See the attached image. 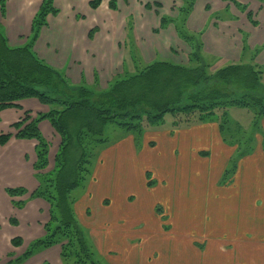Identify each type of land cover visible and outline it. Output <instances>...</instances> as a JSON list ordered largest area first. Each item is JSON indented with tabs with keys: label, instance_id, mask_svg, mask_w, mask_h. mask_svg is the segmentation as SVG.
Segmentation results:
<instances>
[{
	"label": "rangeland",
	"instance_id": "rangeland-1",
	"mask_svg": "<svg viewBox=\"0 0 264 264\" xmlns=\"http://www.w3.org/2000/svg\"><path fill=\"white\" fill-rule=\"evenodd\" d=\"M259 5L255 2V12ZM233 10L239 19L241 16L250 26L241 8L234 7ZM261 14V18H258V13H255V35L264 40L261 37L264 34V14ZM259 22L262 26H259ZM127 25L132 26L131 23ZM244 26L241 23L235 28L247 29ZM97 31L91 30L92 37ZM207 32L208 28L205 33L201 32L202 37L206 34L209 43L211 41L215 45L214 50L221 51L218 40H210ZM164 37L158 39L162 40L163 45H157L155 37H150L147 46L146 39H143L142 51L136 48L140 59L137 64L133 54L130 55L131 50L135 51L131 47L135 40L130 39L127 32L122 40L117 68L110 69L112 72L102 70L100 80L95 78L92 84H87L85 80L75 83L64 70L55 68L65 73L75 86L87 85L97 92L105 91L116 75L134 73L156 58L167 59L164 55H168L170 50L166 41L171 40ZM262 45L256 46L261 48L256 59L241 54L242 58L235 60L237 63L257 62L264 68ZM159 48L160 53H157ZM173 51V54H169L172 60H168L188 63L190 49L185 42L179 40ZM204 51L206 60L214 64L209 67L213 76L231 63L227 55L220 59L222 57H217L220 54L212 53L205 47ZM158 54L163 57H156ZM209 83L207 79L199 88H205ZM152 85L156 86L154 90L149 85L145 87L151 96L164 94L163 83L157 85L154 81ZM232 114L239 121V126H234V132L225 136L220 134L219 121L173 128L170 115L163 126H146L141 138L115 123L105 126L103 137L107 141L98 147L97 155L93 158V179L84 189L80 187L73 192L77 197L74 204L77 219L100 264H259L248 256L255 253V225L260 223L264 213V161L259 159V152L264 151L263 135L255 131L256 118L251 112L232 109ZM261 121L264 132V119ZM78 125L73 123L72 126L76 128ZM7 132L6 123L2 121L0 134ZM43 135L46 136V133ZM249 135L254 138L251 144L254 150L238 159L234 172L235 167L230 169L232 161L240 157L245 146H248L243 143L250 144ZM238 143L242 144L241 147ZM52 147L51 168L47 171L55 167L60 144L54 142ZM50 149L51 146L49 152ZM7 159V153L0 151V178L10 176L2 165L4 160L9 162ZM21 164L18 162L14 166ZM227 169L232 173L228 175L231 178L223 183ZM148 173L151 174L150 178ZM29 175L30 172L24 171L20 177L26 179ZM13 179L16 180V177ZM149 179L154 182L150 187L147 185ZM36 180L39 181L37 177ZM33 193L25 196L26 193L24 198L19 199L25 201L26 209L34 206L33 199H42L33 197ZM258 193L262 195L259 199ZM0 204L4 215H15L16 209L10 207L4 198L0 199ZM157 207L162 209L161 214H158ZM226 256V261L220 258Z\"/></svg>",
	"mask_w": 264,
	"mask_h": 264
},
{
	"label": "trees",
	"instance_id": "trees-1",
	"mask_svg": "<svg viewBox=\"0 0 264 264\" xmlns=\"http://www.w3.org/2000/svg\"><path fill=\"white\" fill-rule=\"evenodd\" d=\"M182 1V6L177 8L176 18L162 16L161 26L175 23L179 38L190 49L188 63L156 59L134 73L116 75L109 89L101 92L87 85L71 84L65 73L41 59L35 52V43L42 28L48 24V16L58 15L60 12L55 6V0H43L33 19L32 32L25 45L10 46L0 28V111L18 106V101L28 98H36L50 107L47 112L35 117L26 112L22 119L12 124L14 132L0 135V147L12 137L37 141L34 167L40 185L32 196L42 198L50 204L51 218L44 226L46 234L32 241L24 254L15 258L14 262L24 263L44 249L61 245L63 264H100L77 219L74 209L77 197L73 192L80 187L84 189L93 179V158L97 155L98 147L107 141L103 134L109 123H115L141 138L146 126H163L166 124V117L170 115L173 128L219 121L220 134L225 136L234 132V126H239L232 109H242L251 112L256 118L254 129L262 133L264 149V132L260 126L264 119L263 66L257 62L253 64L252 61L231 63L219 69L214 76L211 75L209 67L214 64L203 56L205 45L202 33L190 31L187 26L197 0ZM232 1L246 11L247 6ZM101 3L102 0H92L90 5L97 9ZM6 4L7 0H0L4 15ZM110 8L117 9V0H111ZM247 15L252 20V12L248 11ZM252 22L257 24L256 21ZM134 49L132 56L138 64V51ZM260 49H251L244 40L242 56L248 55L251 59H256ZM207 79L210 83L200 89L201 83ZM154 81L157 85L163 83L167 88L164 87L163 95L159 93L151 96L145 88L149 85L154 90ZM45 119L50 121L61 138L52 171H46L50 144L39 128V123ZM73 123L79 125L75 128ZM251 135L248 136L250 144L243 143L248 146H245L240 157L232 161L230 169L235 167L234 172L238 159L254 150L251 146L254 138ZM238 145L241 147L242 144ZM230 169H227L223 183L231 178L228 176L232 174ZM147 176L150 178L151 174L148 173ZM153 184L149 179L147 185L150 187ZM7 192L11 197H20L28 191L17 187L8 188ZM13 204L21 208L25 201L14 200ZM156 209L158 214L163 212L160 207ZM12 243L20 246L23 239L15 237ZM42 264L50 263L45 261Z\"/></svg>",
	"mask_w": 264,
	"mask_h": 264
},
{
	"label": "crops",
	"instance_id": "crops-1",
	"mask_svg": "<svg viewBox=\"0 0 264 264\" xmlns=\"http://www.w3.org/2000/svg\"><path fill=\"white\" fill-rule=\"evenodd\" d=\"M91 1L55 0V6L60 12L58 15L48 16V24L42 28L34 47L41 59L64 70L75 83L85 80L87 84L89 82L92 84L95 78L100 80L102 70L108 71L109 69L112 72L110 69H114L115 66L117 68V64L120 63L122 40L127 32L129 38L132 37L135 40V42L132 41L131 47L141 51L143 39H146L147 46L150 37H155L157 45H163L160 42L162 40L158 39L165 36L164 38L171 40V42H166L170 50L169 54H173L175 44L181 40L175 23L171 22L166 27H162L161 18L162 16L176 18L177 8L183 4L182 0H117V9L110 8L111 0H102L101 5L93 9L90 5ZM214 1L197 0L187 21L190 31L205 33L208 28L210 40H218L221 51L214 50L215 45L211 41L209 43L205 34L203 42L206 50L210 49V52L220 54L217 56L222 57L220 59H224L223 56L227 55L230 59L228 62L237 63L235 59L240 60L241 58L244 40L251 49L262 44L264 46V40L255 35V24L252 22V20L255 21V13H258V18H261L260 13L264 14V0H235L238 4L247 6L244 13H246L250 26L245 24L241 16L239 19V15L233 10L237 6L232 0ZM255 2L260 4L257 12L254 9ZM42 3L43 0H7L5 15L0 6V28L5 33L10 46L15 47L26 43L32 32L33 19ZM248 11L253 14L252 20L247 15ZM127 22L132 26L129 27ZM240 22L244 23L247 29L235 28L236 25L241 24ZM260 22L259 26H262ZM93 29H98V31L92 37L90 32ZM261 37H264V34ZM133 53L134 51L131 50L130 55ZM157 53H160V48L157 49ZM169 54L166 53L164 57L170 59ZM156 57L163 56L158 54ZM151 60L153 61L154 58ZM17 104L18 106L0 111V124L5 121L8 131H14L12 124L23 118L25 112L29 111L35 117L49 110L48 105L42 104L36 98L23 99ZM39 128L42 134L46 133V136H43L51 146L47 171L51 168V158L54 153L52 146L54 142H57V145L60 144L61 138L50 121L46 119L40 122ZM36 145L37 141L34 139L12 137L7 144L0 147V151H5L8 156L7 160L11 162V165L6 160L2 163L5 167L4 171L7 170L6 174L10 176L4 175L0 178V199L4 198L10 207L16 209H12L15 215H4L0 204V222H3L0 223L2 227H0V264H42L45 261L51 264H63L60 255L61 245L43 250L24 263L13 261L24 253L30 242L46 234L44 226L51 218L50 204L43 199H33L34 206L27 209L26 205L22 209H17L13 205L14 200L30 196L39 187V181L36 180L37 171L34 167L37 160ZM259 154V159L264 161V151H260ZM18 162L22 164L14 166ZM24 171L30 172L26 179L20 177ZM14 177L16 180L13 179ZM16 186L25 187L29 193L27 192L22 197H11L7 189L17 188ZM257 195V199L262 196L261 193ZM262 215V217L259 216L260 223L255 225V253L248 256L256 259L259 264L264 262V213ZM17 236L23 239V244L20 246L12 243ZM220 258L225 261L228 259L227 256Z\"/></svg>",
	"mask_w": 264,
	"mask_h": 264
}]
</instances>
